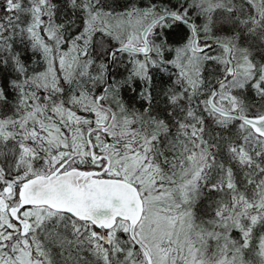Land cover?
Segmentation results:
<instances>
[{"label": "snow or ice", "instance_id": "1", "mask_svg": "<svg viewBox=\"0 0 264 264\" xmlns=\"http://www.w3.org/2000/svg\"><path fill=\"white\" fill-rule=\"evenodd\" d=\"M0 264H264V0H0Z\"/></svg>", "mask_w": 264, "mask_h": 264}]
</instances>
